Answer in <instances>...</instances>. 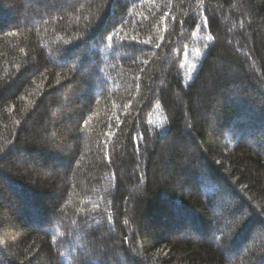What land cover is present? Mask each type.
<instances>
[{
    "label": "trees",
    "instance_id": "1",
    "mask_svg": "<svg viewBox=\"0 0 264 264\" xmlns=\"http://www.w3.org/2000/svg\"><path fill=\"white\" fill-rule=\"evenodd\" d=\"M0 264H264V0H0Z\"/></svg>",
    "mask_w": 264,
    "mask_h": 264
}]
</instances>
